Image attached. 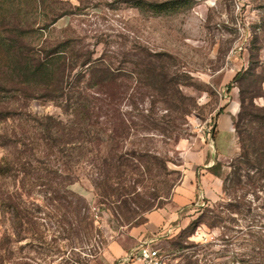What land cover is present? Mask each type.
<instances>
[{"label": "rangeland", "instance_id": "obj_1", "mask_svg": "<svg viewBox=\"0 0 264 264\" xmlns=\"http://www.w3.org/2000/svg\"><path fill=\"white\" fill-rule=\"evenodd\" d=\"M42 2L0 7L52 10L33 21V45L104 56L119 90L112 99L105 88L100 143L53 148L33 118L69 124L61 100L12 99L0 119V264H123L149 240L170 264L262 262L264 185L243 176L227 188L235 157L215 176L208 152L219 114L234 110L249 131L264 115V0Z\"/></svg>", "mask_w": 264, "mask_h": 264}, {"label": "trees", "instance_id": "obj_2", "mask_svg": "<svg viewBox=\"0 0 264 264\" xmlns=\"http://www.w3.org/2000/svg\"><path fill=\"white\" fill-rule=\"evenodd\" d=\"M30 1L43 3L44 0ZM46 11V8L38 13L34 8L20 10L14 6L0 7V119L10 117L12 99H60L61 107L70 112L73 119L66 124L50 115L34 117L40 128V139L46 141L50 148L94 140L100 143L102 135L93 128L103 115L106 87L112 85L108 95L116 99L119 74L104 56L94 59L90 54L77 53L68 41L56 42L50 47L43 44L38 48L33 45L29 38L33 30L32 23L39 17L49 19L48 12H53ZM76 68L79 70L75 73V79H72L70 74ZM86 75L84 85L80 86ZM249 121L250 131L245 125L238 130L233 121L240 152L229 165L230 175H233L231 184L227 186L229 189L242 187L243 176L260 187L264 185V115L255 114ZM20 141L23 146L32 143L28 144L25 139ZM116 155L111 156V162L120 160V157L115 158ZM222 167L220 162H216L211 171L220 176ZM252 170L255 171L254 175H251ZM231 206L238 209L240 205L231 203ZM201 220L202 217L192 223ZM257 254L262 262L253 261L249 264H264V247Z\"/></svg>", "mask_w": 264, "mask_h": 264}, {"label": "crops", "instance_id": "obj_3", "mask_svg": "<svg viewBox=\"0 0 264 264\" xmlns=\"http://www.w3.org/2000/svg\"><path fill=\"white\" fill-rule=\"evenodd\" d=\"M231 113L232 115H235L236 112L232 110ZM232 115L226 113L225 114L221 113L218 115L217 126L212 136L213 150H210V152H208L211 155L210 158L212 160L211 166L214 165L216 162H221L223 164L229 163L234 157H236L239 154V150H240L239 140L235 129V125L233 123ZM184 189L185 192L189 194V197H191L193 193L197 191L196 183L195 186L192 185L185 186ZM150 224H152V220L151 221L149 220L146 223L147 226ZM132 246L134 245L129 246L127 250H129ZM121 250L125 252L122 247ZM108 252H109L108 255L106 254V252L103 254L106 257L107 261L112 262V260H114L116 257L120 255L119 249L116 251L114 250L113 252L114 256L113 253L110 252V250Z\"/></svg>", "mask_w": 264, "mask_h": 264}, {"label": "built area", "instance_id": "obj_4", "mask_svg": "<svg viewBox=\"0 0 264 264\" xmlns=\"http://www.w3.org/2000/svg\"><path fill=\"white\" fill-rule=\"evenodd\" d=\"M123 261V264H170V254L149 240L129 249Z\"/></svg>", "mask_w": 264, "mask_h": 264}]
</instances>
